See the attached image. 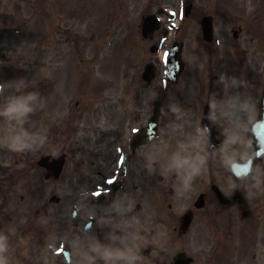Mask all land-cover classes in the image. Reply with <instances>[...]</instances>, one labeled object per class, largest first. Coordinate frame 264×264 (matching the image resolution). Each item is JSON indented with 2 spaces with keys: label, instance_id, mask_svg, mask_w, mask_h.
<instances>
[{
  "label": "flooded vegetation",
  "instance_id": "1",
  "mask_svg": "<svg viewBox=\"0 0 264 264\" xmlns=\"http://www.w3.org/2000/svg\"><path fill=\"white\" fill-rule=\"evenodd\" d=\"M198 33L200 35L199 28ZM225 35L226 32L224 34L218 33L219 40L217 42L219 46L227 45V40L224 38ZM236 40V47L241 44L246 47L255 45L254 39L250 40L247 35L242 39H239L238 35ZM208 44L212 46V42ZM199 49L200 48L197 50ZM225 49L226 48L215 50L213 47H210L207 48V51L202 50L207 56L202 62L203 64L205 63L206 66L201 64V61L197 59L199 64L196 66V71L199 78H207L206 80H184L180 83L179 80L175 82H166V85L163 86L164 91L168 90V85L170 83H179L180 87L168 90V96L164 93L162 102L164 113L161 115V120L159 122L161 131L163 128V134H160L156 138L157 141L153 143L159 144L163 141L170 145L168 151L171 152L177 141L184 139L188 135L194 134L198 127L204 126L203 121L206 116L216 127L214 142H217L220 137L224 139L225 133L230 125L228 121L223 119V106L219 105V102L225 98L238 97L240 101L247 103L248 111L238 114L237 119L233 122V126L239 129V134L238 143L230 150V153L248 154L250 145L249 117L255 111V107L259 103L260 94L258 95V92L254 89L249 90L247 81L239 82L235 87L231 86L230 81L232 80L233 74L232 70L227 65L218 70L221 71L219 75H216L215 70L217 67L224 64V62L230 65L237 64L242 68L243 75L246 78L249 72L252 75L253 71L261 64L263 50L251 51L249 61L247 55L249 50H243L241 53H239V51L232 53L231 49H227L231 57L230 59H226L224 55ZM185 55V61L188 63L191 54L188 53ZM200 57L199 55V58ZM185 61L184 66L186 70L188 65H185ZM260 76L263 78V70H260ZM214 101L218 103L217 120L215 122L210 119L211 105ZM170 104H176L181 108L180 119H177L176 115L169 110ZM101 106L102 111L95 114L93 113V118L90 117L88 112L85 113L82 125L88 146L84 155L86 159L79 162H70V164L73 165H80L82 170L80 171L81 176L73 173L74 176L68 178V182L73 185L71 188L77 191L69 194L71 199L79 201V204L75 205L77 206V217L80 215L86 217V222L89 221L91 223L90 227L86 229L83 228V230H87V235L84 236L82 242L83 264H85V252L92 243L98 241L95 240L90 242V235L100 233V231L107 235L112 231H115L117 235L123 234L119 229L113 228L111 224L103 222L105 212L102 211V207L106 209L117 197L121 198L125 205L128 201H131V211H127L123 216H116L115 213H112L108 219L113 223H119L122 220H131L139 214L143 221L145 218L150 217L152 213L158 216L162 215L167 210L169 211L172 205L168 203V197L169 195L173 196L177 193V191L173 189V187L177 185L175 175L173 174L167 179L160 175V167L164 163V159H162L163 156H161L159 163L155 165L157 171L150 174L145 167L144 160L145 151L151 147V145L147 143L149 140L137 143V133L130 135L128 131V125H130V127H138L139 131L145 127L152 115L151 108L148 112L147 105L145 104L139 107L138 112L136 111L129 115L119 112L117 103L111 102L110 100H103ZM128 121H130L131 124ZM56 123L57 121L53 124L54 129L57 127ZM173 125H178L179 127L173 130ZM219 146L220 145H218L216 149L210 146L208 148L210 160L207 162L205 171L207 180L200 190L197 191V195H203L204 203H206L207 208L211 207L207 215L203 213L204 209L196 210L194 215L196 223L190 239L197 248V254L201 256L215 253L217 241L222 240V237L215 235L207 225L203 224L202 217L206 218L209 216L215 232L223 233L225 237L232 235V232L237 228L235 221L236 217H234L232 211V209L237 210V208L234 206L219 205L212 192L213 185H217L222 192L227 195L231 194L235 188V183L228 171L229 163L225 164V161H220L216 156L217 152H219ZM120 147L124 160L121 167L117 168L118 151ZM91 168H96V170L90 171L89 169ZM115 169L117 171L116 173L114 172ZM110 176H115V180L113 183L106 184V178ZM232 182L234 183L233 186L230 185ZM97 188L101 189L102 192L99 196L93 198L91 196V191ZM203 189L206 191H203ZM105 190L107 191L105 192ZM208 190H210V192H208ZM66 209L65 206L64 210ZM57 212V203L50 204L48 215L52 226H54L53 230H51V236L54 238L56 237L55 224ZM260 224V221H258L257 227ZM155 228L156 231L152 228L148 230L147 237L155 238V241L152 242L151 248L146 252L140 251L143 243L137 244V242H135L138 245L137 250L141 257L140 264H168V226L166 224L156 226ZM129 231H131V229ZM137 232L142 234L144 230L139 226ZM147 242L149 241L146 240L145 243ZM55 244L54 242L53 249L55 248ZM259 247L264 249L263 231H261L258 236L257 248ZM257 248H253L252 256H249L248 252H246V256L243 257L241 264H246L248 261L255 260L256 257L254 253ZM191 264H194V262Z\"/></svg>",
  "mask_w": 264,
  "mask_h": 264
},
{
  "label": "rangeland",
  "instance_id": "2",
  "mask_svg": "<svg viewBox=\"0 0 264 264\" xmlns=\"http://www.w3.org/2000/svg\"><path fill=\"white\" fill-rule=\"evenodd\" d=\"M16 1L17 0H4V10L0 7V13L5 12V17L13 16L12 3H16ZM178 2L179 0L21 1L18 8L20 7V12L22 11L24 14L21 18L28 22L29 30L26 36L30 38L31 46L35 45L34 49H41L44 47L43 42L38 36H36L37 29L41 31L47 30L48 32L50 28L53 27V23L56 24L58 22L62 26L65 20V26L67 27V40H58L60 46L56 47L62 48V55H35L34 60L38 62V66H34V72L32 68L33 57L32 55L29 56V54H26L27 49L22 53L20 52L21 54L18 56L8 57L12 61L9 63H4V57H0V82L4 80V83L7 84L10 81L23 78L27 81V87L24 91L30 92L33 90L39 92L41 97L43 107L28 117L23 125L24 130L30 133H36L42 131L43 128H46L44 131L46 142L41 147L35 151L25 153H14L4 148V162L6 160H14L13 158H15V155H20L22 156L20 160H23V165H29L30 162L34 160V157L43 152L45 148L46 151H55L59 149L60 143H58L56 147H53L54 142L47 130V122L49 121L48 118L52 119L55 114V102L52 95V89L57 91L58 96H64V79L57 83H53L52 81L48 82L47 77L49 72L55 71L64 75H68L69 71L72 73V102L75 98L83 97L87 93H89V96L107 94L112 96L120 91L121 95H124V93L128 92L130 86L136 85L139 86L136 89V91L139 92L141 90L140 87L143 86V84L140 85L139 82H142L140 79V72L142 71L141 69L145 54L140 52L135 45L142 39L139 28L141 16H145V14L154 11L157 7L156 5L165 4V7L176 10L179 6ZM236 4L241 5V0H237ZM261 5L262 3L260 0H243V6L247 11L245 16L249 19L243 20V22L241 21L245 34L256 33V30L250 21L256 18L258 10H261ZM249 8H251V11H249ZM167 16L168 13L166 12L165 17ZM259 16L260 19H262V14ZM41 19L42 28H40ZM238 24H240V21H234L231 26L236 28ZM185 25L191 27L192 23H186ZM135 28L137 31L136 43H134L135 39L132 34ZM13 30L18 33L22 29L15 25ZM157 35L158 34L156 33L155 36ZM25 44L26 42L24 40H20L18 46L15 48L24 47ZM52 44H54V40L52 41ZM0 45L4 47V32L1 30ZM148 47L149 44H144L141 48L148 49ZM149 55H151L150 52ZM59 60L62 64L67 66L64 71L53 65V62ZM6 64L16 65L17 67L10 70ZM40 68H43L44 72L42 79L38 78V70ZM15 72H17L16 75ZM101 90L102 92H100ZM15 94L16 93L12 88L6 86L4 99L7 96ZM43 119H46L47 122ZM42 123L44 126H42ZM10 127H12V125H8L6 122L4 123V134L7 133ZM18 130L19 129H17V131ZM256 171L257 173L255 177L259 178L260 185L257 187L256 180L253 179L252 190L255 192L259 190L260 197L264 199V188L261 187L262 183L264 184V161L257 167ZM15 176L36 178L38 175L32 173L29 166L27 168L22 166V164H19L18 168H16ZM20 182L24 183L25 179H22ZM28 182L34 187L32 181L26 180L25 183ZM22 185L26 186L24 184H17V186ZM15 193V190L7 193V195L10 194L9 207L13 205V200H16L18 197ZM38 222L41 223L42 229L47 224L43 218L35 215V219L33 222L31 221V223L36 225ZM35 229L31 226L28 232L24 230V234L20 238V244L24 245L25 251L31 260L35 257L37 249L36 237H34L35 243L33 244L30 238V236L34 234ZM59 231H62V228H58L57 235H59ZM2 232L5 233L6 229L4 228ZM65 240V237H58V245ZM47 242L48 240H46L42 251L44 259L38 264H50L52 261V255L50 253L51 246ZM216 263V261H213V264ZM29 264H33V262H30Z\"/></svg>",
  "mask_w": 264,
  "mask_h": 264
},
{
  "label": "clouds",
  "instance_id": "3",
  "mask_svg": "<svg viewBox=\"0 0 264 264\" xmlns=\"http://www.w3.org/2000/svg\"><path fill=\"white\" fill-rule=\"evenodd\" d=\"M251 11V8H249ZM239 81L232 78L231 86H237ZM9 87L14 90L15 95L7 96L0 103V118H3L8 125H12L6 134H0V147H4L14 153H25L35 151L46 142L44 131L30 133L24 130L28 117L37 111V108L43 107L39 92H25L27 81L19 78L6 83L0 82V95L5 93V88ZM223 106V119L228 121L230 127L225 133V137L219 146V153L228 155L230 150L238 143L239 129L233 126L238 114L246 113L248 105L240 101L238 97L225 98L219 102ZM169 110L174 113L177 119L181 117V108L176 104H170ZM218 103L216 101L211 105L210 119L214 122L217 120ZM173 125V130L178 128ZM17 129H19L17 131ZM210 129L207 126L198 127L194 134L186 136L184 139L177 141L174 149L168 151L170 145L161 141L159 144L153 143L155 137L147 142L151 145L145 151L144 160L147 171L155 173V165L163 156L164 163L160 167V175L166 179L173 174L177 179L176 191L179 195H184L193 189L194 181L206 171L208 162V148L212 145L209 139ZM251 170H249V173ZM246 174V176L248 175ZM256 180L257 187L260 185L258 177ZM132 202L127 204L117 197L111 204L102 211L105 212L103 222L111 224L113 228L119 229L123 234L117 235L112 231L108 235L110 243L101 244L99 241L92 243L84 254L85 264H95L97 259L102 260L103 264H140L141 257L138 254V245L135 241L139 238L137 228L138 220L133 217L131 220H122L119 223H113L108 217L115 213L116 216H123L127 211H131ZM131 229V231H129ZM14 231V230H12ZM9 235L0 232V264H9Z\"/></svg>",
  "mask_w": 264,
  "mask_h": 264
},
{
  "label": "water",
  "instance_id": "4",
  "mask_svg": "<svg viewBox=\"0 0 264 264\" xmlns=\"http://www.w3.org/2000/svg\"><path fill=\"white\" fill-rule=\"evenodd\" d=\"M263 151H264V144L261 143V146L256 150V152L261 154Z\"/></svg>",
  "mask_w": 264,
  "mask_h": 264
},
{
  "label": "snow or ice",
  "instance_id": "5",
  "mask_svg": "<svg viewBox=\"0 0 264 264\" xmlns=\"http://www.w3.org/2000/svg\"><path fill=\"white\" fill-rule=\"evenodd\" d=\"M123 161V157H121V162ZM113 180L114 179H112V180H108V183H113Z\"/></svg>",
  "mask_w": 264,
  "mask_h": 264
}]
</instances>
